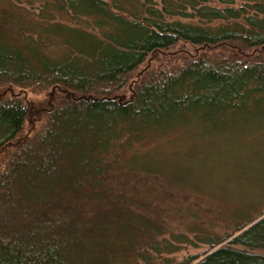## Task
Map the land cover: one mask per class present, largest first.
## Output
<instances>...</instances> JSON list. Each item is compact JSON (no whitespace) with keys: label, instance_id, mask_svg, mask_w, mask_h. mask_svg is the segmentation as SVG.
<instances>
[{"label":"trees","instance_id":"trees-1","mask_svg":"<svg viewBox=\"0 0 264 264\" xmlns=\"http://www.w3.org/2000/svg\"><path fill=\"white\" fill-rule=\"evenodd\" d=\"M207 1L0 7V264H171L153 203L186 181L142 149L264 130V0ZM15 89L48 94L45 113ZM236 229L194 264H264V214Z\"/></svg>","mask_w":264,"mask_h":264},{"label":"rangeland","instance_id":"rangeland-1","mask_svg":"<svg viewBox=\"0 0 264 264\" xmlns=\"http://www.w3.org/2000/svg\"><path fill=\"white\" fill-rule=\"evenodd\" d=\"M44 1L0 0V7L3 10L16 8L35 18ZM205 4L221 9L226 7L215 0ZM244 5L237 1L235 8ZM56 21L67 23L61 18ZM5 90L1 93H6ZM27 90L26 94L16 89L14 92L29 106L45 113L48 94L35 95ZM43 124L44 118L30 117L23 136L38 133ZM13 150L9 148L5 152L9 154ZM142 150L152 156L156 167L166 175L172 173L176 179L186 181L183 194L167 198L168 202L153 203V214L164 229L160 240L165 238L179 246L174 253L162 254L171 264H182L190 258L192 264L196 263L211 250L206 240L228 236L224 241L228 244L235 237L237 227L264 214V130L195 137L176 133L155 140ZM4 161V156H0V169ZM172 175H168V179ZM172 236H182L187 242L176 243ZM253 252L264 253V250Z\"/></svg>","mask_w":264,"mask_h":264}]
</instances>
